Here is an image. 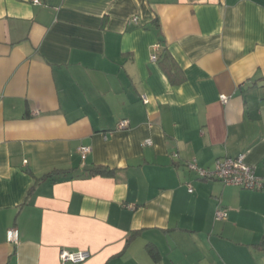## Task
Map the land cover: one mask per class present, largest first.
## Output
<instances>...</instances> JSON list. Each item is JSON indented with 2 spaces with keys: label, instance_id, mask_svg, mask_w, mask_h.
Returning <instances> with one entry per match:
<instances>
[{
  "label": "crops",
  "instance_id": "0c3cea01",
  "mask_svg": "<svg viewBox=\"0 0 264 264\" xmlns=\"http://www.w3.org/2000/svg\"><path fill=\"white\" fill-rule=\"evenodd\" d=\"M242 155L264 181V0H0V264H264V187L189 166Z\"/></svg>",
  "mask_w": 264,
  "mask_h": 264
},
{
  "label": "built area",
  "instance_id": "2783aa9c",
  "mask_svg": "<svg viewBox=\"0 0 264 264\" xmlns=\"http://www.w3.org/2000/svg\"><path fill=\"white\" fill-rule=\"evenodd\" d=\"M35 3H39V0H34ZM138 19L133 18L132 23H137ZM160 47H155L151 60L157 62L159 59ZM223 102H227V97H221ZM128 126V122L124 121L120 124L121 129ZM147 145H151V142H147ZM92 149L89 146H82L79 149V154L81 156L82 162L85 163L88 155L91 153ZM190 169L197 172V174L204 179L219 180L222 181L227 186H239L246 190H255L263 187V181L256 176L255 168L245 162V156H239L237 159H225L224 161H219L217 167L214 171H206L200 169L195 164H190ZM193 190H190L192 192ZM219 219H225L226 215L222 212L218 213ZM8 241L12 244H18L19 233L16 229H11L8 231L7 235ZM90 258L88 252H70L63 250L61 252V261L65 263L73 264H83L87 262Z\"/></svg>",
  "mask_w": 264,
  "mask_h": 264
},
{
  "label": "trees",
  "instance_id": "16d2710c",
  "mask_svg": "<svg viewBox=\"0 0 264 264\" xmlns=\"http://www.w3.org/2000/svg\"><path fill=\"white\" fill-rule=\"evenodd\" d=\"M160 53H161V49L159 50V53H158V55L160 56ZM158 61H159V59H158ZM110 173H109V171H107V169H105V168H103V167H97V168H94V169H92L90 172H89V174H88V176L89 177H96V176H104V175H109ZM257 176V175H256ZM261 179V178H260ZM205 180H211V179H205ZM262 180V179H261ZM215 181H219V180H215ZM263 181V180H262ZM221 183H223L222 181H220ZM224 184V183H223ZM225 185V184H224ZM225 186H227V185H225ZM233 187H237V188H240V189H242V190H246V189H244V188H242V187H239V186H233ZM263 187H264V181H263ZM262 187V188H263ZM262 188H259V189H255V190H246V191H260V190H262Z\"/></svg>",
  "mask_w": 264,
  "mask_h": 264
}]
</instances>
